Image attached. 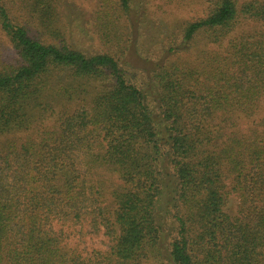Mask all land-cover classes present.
<instances>
[{"label":"trees","instance_id":"1","mask_svg":"<svg viewBox=\"0 0 264 264\" xmlns=\"http://www.w3.org/2000/svg\"><path fill=\"white\" fill-rule=\"evenodd\" d=\"M153 1L0 0V264H264V0Z\"/></svg>","mask_w":264,"mask_h":264},{"label":"rangeland","instance_id":"2","mask_svg":"<svg viewBox=\"0 0 264 264\" xmlns=\"http://www.w3.org/2000/svg\"><path fill=\"white\" fill-rule=\"evenodd\" d=\"M159 5L160 8H157L156 6ZM148 8V14L149 16H145L144 18L142 17V30L141 33L143 32L144 34H149L146 39L148 40L149 37L151 36V40L153 37V34L157 32V30H162L164 31L165 29L168 30L176 19H185L186 17L192 16L195 14V11H193V8L186 7L184 10L178 9L177 7H167V5L162 2V1H153L150 5H147ZM156 10L155 13H153V10ZM157 51L154 49V47L148 46L146 49H144L143 52V57H148L153 56ZM130 54H134L131 52ZM140 57V56H139ZM131 60L134 64L136 65H143L142 57L138 58L137 56H132ZM145 63V61H144ZM239 199L235 193L231 194L229 197V201L227 204L226 209L228 210L229 213L235 214L237 211ZM93 237V238H90ZM105 236L100 234V235H93V236H87L86 241L83 242V247H97V248H104L106 247L105 244Z\"/></svg>","mask_w":264,"mask_h":264}]
</instances>
